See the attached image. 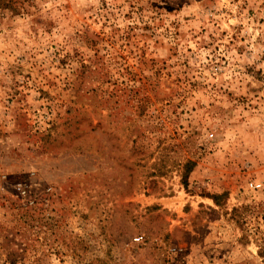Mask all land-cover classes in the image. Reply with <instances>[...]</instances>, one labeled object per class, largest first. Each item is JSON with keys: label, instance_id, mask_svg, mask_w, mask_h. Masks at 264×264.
<instances>
[{"label": "rangeland", "instance_id": "rangeland-1", "mask_svg": "<svg viewBox=\"0 0 264 264\" xmlns=\"http://www.w3.org/2000/svg\"><path fill=\"white\" fill-rule=\"evenodd\" d=\"M0 264H264V0H0Z\"/></svg>", "mask_w": 264, "mask_h": 264}, {"label": "built area", "instance_id": "built-area-1", "mask_svg": "<svg viewBox=\"0 0 264 264\" xmlns=\"http://www.w3.org/2000/svg\"><path fill=\"white\" fill-rule=\"evenodd\" d=\"M261 182H257L256 180H250L249 182H248V187L250 188V189H252V190H258V189H260L261 188ZM142 240V236L140 235V236H137L136 238H135V241H141Z\"/></svg>", "mask_w": 264, "mask_h": 264}, {"label": "trees", "instance_id": "trees-1", "mask_svg": "<svg viewBox=\"0 0 264 264\" xmlns=\"http://www.w3.org/2000/svg\"><path fill=\"white\" fill-rule=\"evenodd\" d=\"M194 165H195V163L192 162V161H188V162H186V163H185V166H186L185 174L188 173V172H190V171L192 170V168H193ZM216 198H217L216 195H213V196H212V199H214V201L217 202V199H216Z\"/></svg>", "mask_w": 264, "mask_h": 264}]
</instances>
